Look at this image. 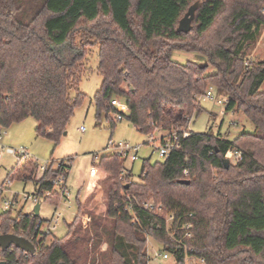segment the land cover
Instances as JSON below:
<instances>
[{
  "label": "trees",
  "instance_id": "obj_1",
  "mask_svg": "<svg viewBox=\"0 0 264 264\" xmlns=\"http://www.w3.org/2000/svg\"><path fill=\"white\" fill-rule=\"evenodd\" d=\"M191 7L195 18L185 34L179 25ZM263 31L264 0H0V130L32 118L38 137L57 144L85 100L80 84L89 47L97 45L103 77L93 99L97 117L115 114L117 97L127 102L125 119L139 132L163 131L180 144L162 163L145 160L138 182L125 160L102 157L97 167L114 184L107 219L92 217L91 232L75 227L80 204L67 236L50 243L35 230L40 216L0 209V235L24 237L37 249L30 255L0 248V259L86 264L104 237L105 264H149V239L184 264V247L169 236L164 216L142 207L152 199L174 217L178 239L180 228L191 225L193 239L184 244L208 264H264V59H249ZM176 52L202 56L207 66L175 61ZM209 90L227 99L225 113H242L254 131L233 140L220 131L184 138ZM229 151L242 159L226 168ZM22 161L7 180L34 182L41 196L53 191L59 175L69 176L73 160L52 163L44 173L33 158ZM90 263L100 264L96 257Z\"/></svg>",
  "mask_w": 264,
  "mask_h": 264
},
{
  "label": "rangeland",
  "instance_id": "obj_2",
  "mask_svg": "<svg viewBox=\"0 0 264 264\" xmlns=\"http://www.w3.org/2000/svg\"><path fill=\"white\" fill-rule=\"evenodd\" d=\"M98 52L99 47L97 45L89 47L85 62L87 70L80 84V92L85 95V100L76 109L65 134L59 138L57 144L47 138L38 137V124L32 118L16 123L7 129H1L4 144L8 147L25 150L28 157L33 158L39 167L52 163L56 167L62 161H66L67 165H70L68 160H73L67 178V187L71 193L70 198L68 200L60 198V200L52 202L39 197L40 218L42 220L51 221L56 211L62 214L57 229L51 236L47 237V243L52 242L54 238L63 239L67 236L68 226L76 222L79 204L83 213L75 227L81 228L82 232L86 231L88 226L87 230L91 232L92 217L107 219V198L114 184V179L97 166L102 157L111 154L107 150L111 142L115 144L129 143L139 147L138 160L132 162L127 159L124 164L126 173H131L133 181H139L145 160H150L151 164L162 163L165 160L160 156L158 148L162 146L160 139L162 137L167 138L168 133L156 131L154 133L156 141L152 142L151 136L139 132L127 119L116 121L114 113L109 115L110 118H107L106 115L97 117L93 99L103 83V77L98 73ZM194 57L192 54L183 52L174 54V60L182 64L192 61ZM249 59L260 61L264 59V31ZM213 72L214 69L211 68L209 73ZM262 90H264V84ZM71 96L75 97L76 92H73ZM200 103L204 112L198 118L193 119L187 132L207 133L212 131L217 134L220 131L224 137L233 140L243 132L251 133L254 131L253 124L242 113H225V108L218 103L215 92L213 99L201 97ZM22 162L21 159L10 155H5L0 160V185L8 179L12 169ZM92 169H95V172H92ZM36 193L37 187L34 182L14 180L5 196L10 200L16 196V204L13 207L15 208L14 214L22 211L26 215H32L36 204L33 199L25 201L24 195H30L33 198ZM54 197L56 196L54 195L52 198ZM148 202L156 204L152 199H149ZM108 248L109 245L103 237L98 246V251L85 256L83 262L87 260L86 264H91V259L96 257L100 264H105L108 258L106 254ZM161 249V245L153 239L148 240L147 252L151 259L149 264L163 263L160 257ZM102 254H106L105 257Z\"/></svg>",
  "mask_w": 264,
  "mask_h": 264
},
{
  "label": "built area",
  "instance_id": "obj_3",
  "mask_svg": "<svg viewBox=\"0 0 264 264\" xmlns=\"http://www.w3.org/2000/svg\"><path fill=\"white\" fill-rule=\"evenodd\" d=\"M214 91L209 90L205 96L210 99H213ZM218 103L223 105L224 108L227 106L228 101L226 98L218 97ZM112 107L116 109L115 113V120L116 121H123L125 119V116L128 114V104L125 100L120 98H114L111 101ZM225 110V109H224ZM151 141L155 142L154 134H151ZM184 138H187L189 136L188 132H184ZM161 147L158 148L159 154L161 157L166 158L169 156V154L180 147L179 142H177V139L175 137V140H171L169 138L162 137L160 139ZM138 149L137 146H132L129 143H118L115 144L111 142L107 148L111 152V154L117 155L122 160L130 159L132 162H136L138 160ZM10 155L17 157L18 159L23 160L24 158L28 157V154L23 149H15L12 147H8L4 144V136L0 130V160L5 156ZM226 158L230 160L233 163H237L242 159V153L240 151H229L226 155ZM49 165H44L42 167H39V171L41 173H44ZM92 172H95V169L91 170ZM185 175H188V172L184 173ZM67 176L65 174L59 175L55 180H53V191H47L43 195L36 194L35 196L30 195H24V200L28 201L29 199H33L34 203L37 205L39 204V197L44 199L52 198L54 195L59 196L60 198H64L68 200L70 198L71 193L68 190L67 187ZM11 181L6 180L0 187V209L2 211H8L9 209L13 208L16 204L15 200L17 199L16 196H14L11 200L7 199L5 196V193L9 190L11 187ZM142 207L145 210L151 211L153 213H156L158 215L164 216L166 225H167V231L169 233V236L175 240L178 244L184 247V264H208L207 261L204 258L196 257L193 253L192 249H188V247L184 244V240H192L193 234L191 233V225H184L180 228L181 231L184 232L183 239L177 238V232L175 230H172V225L174 221V217L171 215H168L165 213L163 207L161 205L157 206L153 202H145L142 204ZM62 214L59 212H55V216L51 221H44L42 219L38 220L37 225L35 227L36 232H38V237H49L53 234V232L57 229V226L61 220ZM34 239V237H32ZM162 254L160 255L162 264H178L177 259L175 258L174 254L168 251L161 249ZM149 256V255H148ZM149 261H151L149 257Z\"/></svg>",
  "mask_w": 264,
  "mask_h": 264
},
{
  "label": "water",
  "instance_id": "obj_4",
  "mask_svg": "<svg viewBox=\"0 0 264 264\" xmlns=\"http://www.w3.org/2000/svg\"><path fill=\"white\" fill-rule=\"evenodd\" d=\"M195 18V8L191 7L184 18L181 20L179 25V31L185 34H188L192 30V24ZM195 63L200 64L203 67L207 66L206 58L202 56L196 55L192 60ZM226 168H229L230 161H225ZM184 184H189V181H184ZM34 214L36 217L40 216V204H37L34 208ZM15 246L24 252L34 255L37 251L36 246L28 239L15 235V234H7V235H0V248L3 250H7ZM0 264H7L6 261L0 260Z\"/></svg>",
  "mask_w": 264,
  "mask_h": 264
},
{
  "label": "crops",
  "instance_id": "obj_5",
  "mask_svg": "<svg viewBox=\"0 0 264 264\" xmlns=\"http://www.w3.org/2000/svg\"><path fill=\"white\" fill-rule=\"evenodd\" d=\"M79 204V203H78Z\"/></svg>",
  "mask_w": 264,
  "mask_h": 264
}]
</instances>
